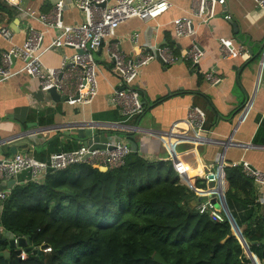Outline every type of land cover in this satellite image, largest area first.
I'll return each mask as SVG.
<instances>
[{
  "label": "crops",
  "instance_id": "obj_1",
  "mask_svg": "<svg viewBox=\"0 0 264 264\" xmlns=\"http://www.w3.org/2000/svg\"><path fill=\"white\" fill-rule=\"evenodd\" d=\"M5 1L14 5L18 12L13 22L7 25L11 27L13 24L12 41L5 40L0 35V61L4 50L9 49L12 44H22L25 41L30 26L44 28L31 16L49 12L59 0ZM171 1L172 7L157 20L145 22L135 18L121 24L113 41L120 42L123 51L134 53L139 48H135L128 37L138 32L140 46L170 44L177 50H182L195 41L205 50V55L196 66L186 61L165 66L157 60L144 66L135 83L140 92L144 113L127 119V124L152 129L154 134L178 125L176 130L190 135L194 132L184 123L187 112L193 106L203 109L207 114L205 134L213 142L185 141L178 144V147L171 146L170 150L179 175L184 168L189 173L183 174L191 175L185 176L184 183L194 191L200 188L197 181L203 180V174L209 168H217L218 162L225 161L230 164L244 159L264 171V83L261 81L264 74V50L258 54L264 43V9H259L254 0H227L224 6H217L214 18L208 24L198 25L197 19H194L196 34L180 38L174 33L172 21L180 16L191 15L192 0ZM64 2V23L74 25L82 22L84 13L75 6L73 0ZM226 15H231V18L226 19ZM54 34V31L49 30L45 42L49 43ZM220 38L231 40L235 46L245 44L249 55L224 59L219 49ZM64 53H72V49L50 50L43 57L44 63L58 66ZM96 58L101 69L98 77L99 93L91 104L55 101L49 93L39 89L35 79L26 74H18L0 82V155H13L15 149L18 153L26 151L38 159L47 160L55 151L73 150L83 144L78 138L82 127L67 129L69 124L92 120H125L120 108L110 101L112 92L116 88H122L123 82L114 70L105 47L96 53ZM21 65L19 60L14 61L16 69ZM212 69L222 77L221 83L217 85L209 83L204 77ZM49 125L53 126L49 128ZM56 125L67 126L58 130L53 128ZM38 130L43 131L14 142H5L11 136ZM134 136L138 141V151L143 157L157 160L170 155L169 149L155 136ZM178 156L187 159L181 163L191 161L187 168H182L183 164L177 165ZM221 172L223 183L226 179L225 169ZM28 177L29 173L23 172L16 180L0 184V188L25 183ZM225 186L227 188L228 183ZM221 200L223 210L228 216L231 211L227 204L226 190ZM2 210L3 203H0V220ZM2 231L0 224V233Z\"/></svg>",
  "mask_w": 264,
  "mask_h": 264
},
{
  "label": "trees",
  "instance_id": "obj_2",
  "mask_svg": "<svg viewBox=\"0 0 264 264\" xmlns=\"http://www.w3.org/2000/svg\"><path fill=\"white\" fill-rule=\"evenodd\" d=\"M17 12L0 0V26L11 24ZM174 161L169 154L151 160L132 151L114 170L82 163L13 186L3 202L0 253L10 250L3 239L8 232L28 237L29 249L24 259L14 249L0 255V264H162L155 252L166 264H264V203L242 168H225L226 199L251 243L253 263L227 217L218 222L199 212L200 196L180 180L191 175L184 168L179 176ZM181 161L182 168L191 163ZM42 245L50 249H33Z\"/></svg>",
  "mask_w": 264,
  "mask_h": 264
},
{
  "label": "built area",
  "instance_id": "obj_3",
  "mask_svg": "<svg viewBox=\"0 0 264 264\" xmlns=\"http://www.w3.org/2000/svg\"><path fill=\"white\" fill-rule=\"evenodd\" d=\"M73 2L84 13V19L80 23L74 25L64 23L63 12L66 8L64 0L57 1L47 13L31 16L37 19L44 28L37 29L30 26L27 30V37L22 44H12L9 49L2 52L0 82L9 80L18 74H26L38 82L39 89L44 93H49L50 90L54 89L61 96L67 97L68 102L91 104L99 93L98 77L101 69L96 53L105 47L106 54L110 58L114 70L123 82L122 88H116L112 92L110 101L120 108L125 120L119 122L92 120L80 124H69L68 127L65 126L67 129L82 127L98 130L95 133L103 134L108 139L104 143V148L91 149L90 145L83 143L73 150L55 151L50 154L47 160L38 159L29 153H15L10 156L0 155V184L16 180L19 174L23 172L29 173V177L25 182H41L49 173L66 170L82 163H88L101 170L120 168L126 163L127 157L132 152L130 140L128 139L130 134L155 136L169 151L172 150L171 146L173 148L178 147V144L185 141L213 142L205 134L204 126L207 114L197 106H193L188 110L184 120V123L194 132L190 135L176 130L179 128L178 125L167 131L154 134L152 129H144L139 125L127 124L126 122L127 119L144 113L140 92L135 86L144 66L156 60L162 62L165 66L176 64L179 61L190 62L193 66H196L205 55V50L195 41L192 42L190 47L182 50H177L175 46L170 44L156 43L150 46H140V34L138 32L128 37L134 47L139 48V51L135 50L134 53L123 51L119 45L120 42L113 41L121 24L135 18L145 22L157 20L172 7V1L73 0ZM226 2L227 0H192L191 15L180 16L172 21L175 35L180 38L193 36L197 31L196 21L198 25L208 24L214 18L217 6H224ZM254 2L259 9H264V0H254ZM102 3H105V5L101 6ZM230 18L231 15H226V19ZM194 19L197 20L194 21ZM49 30L54 31L55 34L48 43L45 41ZM0 35L5 40L12 41L14 31L10 26H1ZM219 44L220 53L224 59L249 55V49L245 44L235 46L231 40L226 38H220ZM67 48L72 49V53H64L58 66L44 63L43 57L48 51H64ZM262 58L264 59V51L262 52ZM15 60L22 63L17 69L14 66ZM204 77L213 85H217L222 81V77L214 69L207 71ZM261 81L264 83V74ZM52 126L49 125V128ZM65 127L56 125L53 128L62 130ZM41 131L43 130L11 136L5 142H14ZM170 155L174 161L171 151ZM227 166L241 167L244 174L254 182L258 201L264 203V171L253 167L244 159L230 164L225 161L218 162L217 168H209L203 174L202 179L205 181L206 187L195 190V193L200 196L197 203L199 212L208 213L218 222L224 221L225 217L228 218L223 210L219 192H216L220 184L219 172ZM180 180L184 183L181 177ZM224 182L226 185V179L223 181V185ZM225 185L224 191L226 190ZM12 187L0 188V203L7 199ZM213 199L219 203V206L212 202ZM14 238L17 243L18 236ZM41 247L33 249L35 251L50 249L49 246L46 248ZM21 249L19 257L24 259L27 256V250L25 248Z\"/></svg>",
  "mask_w": 264,
  "mask_h": 264
},
{
  "label": "water",
  "instance_id": "obj_4",
  "mask_svg": "<svg viewBox=\"0 0 264 264\" xmlns=\"http://www.w3.org/2000/svg\"><path fill=\"white\" fill-rule=\"evenodd\" d=\"M104 5H105V3L101 4V6H104ZM231 22H232L233 26L236 27V24L234 23V21L231 20ZM11 27H13V24L11 25ZM263 48H264V43L261 46V50L258 51V54L261 53ZM250 52L253 53V50L250 49ZM49 94L55 101H68L67 97L61 96L54 89L50 90ZM141 102H142V100H141ZM74 125H76V124H74ZM128 137L130 140V146H131L132 151L137 152L138 151V145L134 140L135 136L133 134H130ZM78 138L81 141H83V143L90 145L91 149L104 148L105 147L104 143H106L108 141V139L105 135L95 133L94 130L91 128H80ZM13 152H14V154L16 153L15 149H13ZM212 202L216 203V205L219 206V203L215 199H213ZM196 203H197V201H193V204H196ZM179 205H182V204H179ZM228 218H229L230 223L232 224V227L235 229V227H237L238 225H237V223H236L231 212H228ZM236 231L237 232L235 234H237V236L239 237L242 245H244V241H245L248 248H250L251 243L247 242L246 240L243 239V236L239 230V227L237 228ZM14 236L15 235L10 233V232L6 233L3 236V239H5V240L8 239V241H9V249L10 250L14 249L17 254H20V252L22 251V249H21L22 247H24L26 250L29 249V247H27L28 240H29L28 237L18 236V242L16 243ZM261 242L264 243V239ZM254 243H257V241H255ZM17 247H19V248H17ZM46 247H47V245H42L41 248H46ZM10 250H7L5 252H1L0 255L9 256ZM153 259L157 262L162 263V264H166V261L164 260V258L161 256V254L159 252H155V254L153 255ZM250 259L252 261V256L250 257ZM252 263H253V261H252Z\"/></svg>",
  "mask_w": 264,
  "mask_h": 264
},
{
  "label": "bare ground",
  "instance_id": "obj_5",
  "mask_svg": "<svg viewBox=\"0 0 264 264\" xmlns=\"http://www.w3.org/2000/svg\"><path fill=\"white\" fill-rule=\"evenodd\" d=\"M177 159H179V160H182L181 162H184V161H186V159H184L183 157H181V156H178L177 158H176V160ZM221 174H222V172L220 173L219 172V180H220V184H219V186H218V188L216 189V192H219V195H220V197H222V193H221ZM188 182H190V180L188 179L187 180ZM235 230H237L236 229V227H235ZM244 239V238H243ZM245 240V239H244ZM243 240V241H244ZM244 249L247 251V253H249V248H248V246H247V244H246V242L244 241Z\"/></svg>",
  "mask_w": 264,
  "mask_h": 264
},
{
  "label": "rangeland",
  "instance_id": "obj_6",
  "mask_svg": "<svg viewBox=\"0 0 264 264\" xmlns=\"http://www.w3.org/2000/svg\"><path fill=\"white\" fill-rule=\"evenodd\" d=\"M178 150H179V148H178ZM226 190H227V188H226ZM240 230V229H239ZM233 231L236 233L237 231L233 228ZM240 232H241V230H240ZM244 251H245V254H246V256H249L250 254L249 253H247V251L244 249ZM251 252V251H250ZM250 257V256H249ZM250 259V258H249Z\"/></svg>",
  "mask_w": 264,
  "mask_h": 264
},
{
  "label": "clouds",
  "instance_id": "obj_7",
  "mask_svg": "<svg viewBox=\"0 0 264 264\" xmlns=\"http://www.w3.org/2000/svg\"><path fill=\"white\" fill-rule=\"evenodd\" d=\"M200 199V198H199ZM15 237V236H14ZM17 248H19V247H17ZM22 248H24V247H22Z\"/></svg>",
  "mask_w": 264,
  "mask_h": 264
}]
</instances>
